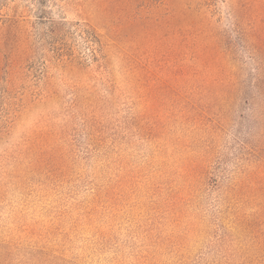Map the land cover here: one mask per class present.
<instances>
[{
  "label": "rangeland",
  "instance_id": "374dc122",
  "mask_svg": "<svg viewBox=\"0 0 264 264\" xmlns=\"http://www.w3.org/2000/svg\"><path fill=\"white\" fill-rule=\"evenodd\" d=\"M263 22L0 0V264H264Z\"/></svg>",
  "mask_w": 264,
  "mask_h": 264
},
{
  "label": "trees",
  "instance_id": "16d2710c",
  "mask_svg": "<svg viewBox=\"0 0 264 264\" xmlns=\"http://www.w3.org/2000/svg\"><path fill=\"white\" fill-rule=\"evenodd\" d=\"M234 17H236L235 20L238 23V25L240 24L239 26L237 25V28H239L241 25H243L247 21L246 20L247 18L245 16V14L241 10H239V9H237V10L234 11ZM240 38L243 41L250 42L251 44H253L254 54L257 57H260L259 60L264 61L263 60V56H262V52H261V47H260V49H256L257 46H256V43L255 42L258 41V39L260 38V31H259V29H258L257 26H255L253 23L250 24L249 27H248V30L247 29H244L243 30V33L240 35ZM262 49L264 50L263 47H262ZM261 64L264 65V63H261ZM184 72L185 71L183 70V73ZM258 77H259V80H257V83L258 84H256L255 87L258 89L259 94L262 97H264V66L259 70V76Z\"/></svg>",
  "mask_w": 264,
  "mask_h": 264
}]
</instances>
